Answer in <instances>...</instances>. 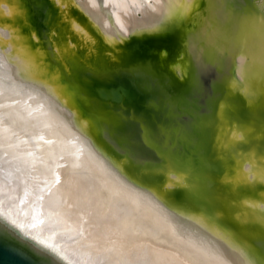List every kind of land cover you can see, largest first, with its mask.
Here are the masks:
<instances>
[{
  "label": "water",
  "instance_id": "obj_1",
  "mask_svg": "<svg viewBox=\"0 0 264 264\" xmlns=\"http://www.w3.org/2000/svg\"><path fill=\"white\" fill-rule=\"evenodd\" d=\"M28 7L43 15L34 48L45 55L38 52L36 61L51 66L41 78L56 89L58 107L94 157L181 230L214 241L234 264H264V65L246 79L238 72L247 43L255 45L250 65L264 55V0H196L185 17L114 35L79 0ZM18 9H27L23 0H0V27L11 34L21 27L10 19ZM252 15L260 18L256 26ZM75 49L78 63L66 56ZM162 107L165 114L157 112ZM193 123L209 126L192 141L214 164L209 192L194 165L171 148L175 130ZM225 214L256 226L244 234L221 221ZM58 253L0 214V264H73Z\"/></svg>",
  "mask_w": 264,
  "mask_h": 264
},
{
  "label": "bare ground",
  "instance_id": "obj_2",
  "mask_svg": "<svg viewBox=\"0 0 264 264\" xmlns=\"http://www.w3.org/2000/svg\"><path fill=\"white\" fill-rule=\"evenodd\" d=\"M195 3L79 0L110 35L185 17ZM251 22L256 26L260 18L252 15ZM258 33L262 42L263 25ZM11 36L0 27V214L73 264H234L214 241L181 230L94 157L58 107L56 89L29 70L31 59L21 50L33 54L30 46H16ZM254 48L253 42L243 46L241 78L264 65L263 54L250 65Z\"/></svg>",
  "mask_w": 264,
  "mask_h": 264
},
{
  "label": "rangeland",
  "instance_id": "obj_3",
  "mask_svg": "<svg viewBox=\"0 0 264 264\" xmlns=\"http://www.w3.org/2000/svg\"><path fill=\"white\" fill-rule=\"evenodd\" d=\"M23 2L26 3L27 9L26 10L21 9V11L18 9L17 13H14L13 15H10V19H12L14 21V23H16L17 25H21V27L17 30L18 32L12 34L11 37H12V39L14 41V44L16 46L17 45L19 46V44L21 45V43H25L26 45L28 43L30 44L29 45L30 46V50H31V52H35V53H33L34 55L33 54H29V53H25L23 50H21L22 51L21 54L24 57L27 56L26 58H30L31 59L30 60L31 61V69H29V70H33V68H35L36 72H37L36 75H38L40 77H43V78H47L49 76L47 74V71L49 70L51 64L45 63L44 61L43 62L42 61H40V62L36 61V58H37L36 56H37L38 52H39L41 58L45 55V53H44V50H40L38 48L36 50L35 49L36 47L34 46L37 43V36H39V34L41 32H43L42 31L43 23L41 21L42 18H43V15L41 13L37 12V10H35V8L33 10L32 9L30 10L29 7H28V5L30 7H32V4L40 3L41 0H37V1L36 0H23ZM79 52H81V51L76 50V49L75 50H69V51L66 52V56L68 57V59H71L70 61H74V62L78 63L77 61H78V53ZM33 71H35V70H33ZM194 83H192V85L193 84L197 85V84H199V81L196 80ZM179 91L181 93H184V94H186V92H190V90H188L186 88H183V87L180 88ZM179 91H177L178 94L180 96H182L183 94H181ZM164 108L165 107H162L163 110H164ZM196 108H194L195 109L194 115L195 116H200L199 111H197ZM163 110H161V111L160 110H158V111L156 110V111L158 113L160 112L159 114H165V110L166 109L164 111ZM238 113H240V110H238ZM241 113H242V110H241ZM104 117L108 119V115L107 114H105ZM199 125L200 124L194 125V123H193L192 125L185 127L187 130L184 131V132H181V130L180 131L179 130H177V131L175 130L176 136H177L175 138L176 139V143L171 148L173 149L174 156L177 159H179V161L187 158V160L191 163V165H194L195 170H196V174L195 175H196V178H197V183L202 185L203 189L206 190L207 192H209L208 190L212 188L211 181H213V178L210 175V171L215 169V168L212 167L214 164L210 160H205L202 157V155H200V153L196 154L197 151H199V149L201 147L199 145L195 144L196 148H193L194 144L192 143V141L195 140V138L198 139L199 137L203 136L204 131L206 132V130H208L209 126L208 125H200L199 126ZM166 128L167 127H164L163 131H165ZM169 131H171V127L169 128ZM185 138H187L189 140L188 141H187V139L184 140ZM168 140H169V138L166 139V143L167 144L169 143ZM186 146H188V147H186ZM178 151H179V153H178ZM193 151H195L196 153H193ZM209 182H210V184H209ZM218 204L221 205V203H218ZM220 219H221V221H225V223L227 222L228 225L231 224V226L237 228L240 231L245 232L246 234H249L250 229H252L253 227L256 226V224L253 223L252 221H241V220L232 218L230 216V214H225V215L221 216Z\"/></svg>",
  "mask_w": 264,
  "mask_h": 264
}]
</instances>
